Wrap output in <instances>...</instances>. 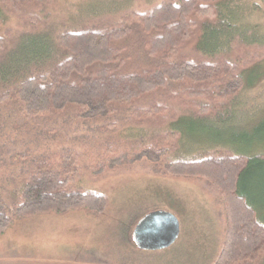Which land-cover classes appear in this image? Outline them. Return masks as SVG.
<instances>
[{
    "label": "trees",
    "instance_id": "1",
    "mask_svg": "<svg viewBox=\"0 0 264 264\" xmlns=\"http://www.w3.org/2000/svg\"><path fill=\"white\" fill-rule=\"evenodd\" d=\"M230 1L162 0L144 12L99 11L93 17L119 20L77 23L81 28L67 26L53 39L29 30L50 19L40 14L55 0H0V27L11 15L23 28L0 31V108L12 104L33 131L66 113L77 120L118 116L120 122L168 127L130 138V149L107 142L104 155L87 167L71 148L24 155L29 162L20 167L19 184L7 190L10 205L0 193V234L36 216H102L107 196L79 185L83 168L98 175L145 157L165 173L203 179L221 194L226 228L215 264H263L264 220L246 185L264 168V153L241 148L234 134L215 140L229 149L181 154V139L191 140L188 125L194 130L233 120L243 73L264 59V39L254 26L235 23L238 10ZM132 148L138 154L129 157ZM145 213L121 227L131 244Z\"/></svg>",
    "mask_w": 264,
    "mask_h": 264
},
{
    "label": "rangeland",
    "instance_id": "2",
    "mask_svg": "<svg viewBox=\"0 0 264 264\" xmlns=\"http://www.w3.org/2000/svg\"><path fill=\"white\" fill-rule=\"evenodd\" d=\"M161 1L55 0L54 8L40 14L43 20L46 15L50 19L28 30L50 33L54 39L67 26L79 29L83 23L103 20L108 24L119 20V15L93 17L99 11L144 12ZM231 7L238 10L235 16L238 26H254L260 40L264 39V0H231ZM5 17L6 23L1 25L0 31L6 26L16 33L23 30L16 25L14 16ZM107 19L111 20L106 22ZM243 77L244 85L237 96L233 120L194 130L188 125L191 140L181 139V154L193 156L204 150L229 149L215 140L230 139L234 134L241 136V148L251 147L253 151L264 153V59L250 67ZM10 105L0 108V193L9 205L7 190L19 184L20 167L29 162V159L21 160L24 155L71 148L80 153L81 165L87 167L104 155L102 147L107 142L117 148L130 149L127 142L130 138L146 137L168 128L120 122L118 116L77 120L73 114L66 113L33 131L29 129L32 121L27 122ZM137 154L132 148L128 156ZM86 167L79 185L107 196L104 214L92 217L78 211L16 221L0 234V264H215L224 243L226 214L224 200L212 184L203 179L165 173L145 157L98 175ZM255 179L246 186L259 217L264 220V168ZM157 209L169 211L178 218L180 234L176 242L162 250L136 248L123 235V223L133 215Z\"/></svg>",
    "mask_w": 264,
    "mask_h": 264
},
{
    "label": "water",
    "instance_id": "3",
    "mask_svg": "<svg viewBox=\"0 0 264 264\" xmlns=\"http://www.w3.org/2000/svg\"><path fill=\"white\" fill-rule=\"evenodd\" d=\"M180 234V222L171 212L152 210L135 224L131 240L136 248L148 251L171 247Z\"/></svg>",
    "mask_w": 264,
    "mask_h": 264
},
{
    "label": "crops",
    "instance_id": "4",
    "mask_svg": "<svg viewBox=\"0 0 264 264\" xmlns=\"http://www.w3.org/2000/svg\"><path fill=\"white\" fill-rule=\"evenodd\" d=\"M57 216V215H56Z\"/></svg>",
    "mask_w": 264,
    "mask_h": 264
}]
</instances>
